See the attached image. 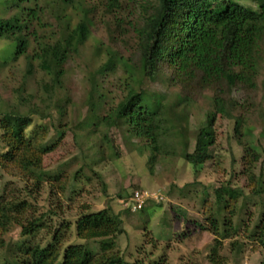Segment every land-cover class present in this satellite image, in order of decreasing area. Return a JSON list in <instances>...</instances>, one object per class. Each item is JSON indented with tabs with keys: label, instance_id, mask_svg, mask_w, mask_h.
<instances>
[{
	"label": "rangeland",
	"instance_id": "1",
	"mask_svg": "<svg viewBox=\"0 0 264 264\" xmlns=\"http://www.w3.org/2000/svg\"><path fill=\"white\" fill-rule=\"evenodd\" d=\"M37 1L38 6L42 7L39 18L44 26L35 28L36 34L44 31L46 36H57L63 24L59 20L57 4H54V0ZM83 2L84 10L89 13V38L77 55L69 54L66 58L57 90L51 92V77L36 71L34 67L31 69L28 58L32 55L34 42H30V48L13 63H0V100L6 104H16L21 112H25L27 106H35L40 112L48 110L54 117L56 113L51 106L56 99L62 98L64 101L59 103L63 116L60 123H64L66 129L57 146L42 157L44 175L39 182L35 181L33 175L27 176L13 166L0 167L2 202H23L18 211L12 213L17 224L6 235L5 243L15 242L20 237L21 226L39 220L33 241L44 246L51 234L59 230L61 242L58 260L63 248L72 244H82L89 251L98 252L99 246L109 244V240L78 239L74 221L81 214L109 208L119 216L123 232L113 240V246L106 255L110 259L120 258L118 264H150L161 258V264H213L207 257L216 239L220 245L215 264H260L264 260V249L248 234L258 219L260 203L264 202V188L259 196L246 199V209L240 214L243 221L228 238L214 236L210 222L211 215L218 219L214 190L220 185L228 182L232 187L241 188L244 194H249L255 188L253 181L260 171L264 180V104L260 103L261 94L258 92L255 99L250 101L245 92L237 93L236 113L240 112V107L247 109L253 103H259L263 110L260 123L257 121L255 125L252 122L259 114V106H255L253 116L250 115L251 109H247L252 118L249 124L255 125L250 141L258 154L257 160L248 164L247 159L241 157V147L236 139L229 136L232 122L215 114L212 123L214 143L210 147L212 160L205 164L198 175L192 173L190 166L180 156L191 147V138L197 131H208L204 117L213 112V96L205 92L194 100L177 103V89H166L165 77L161 74L149 83L147 89L149 93L161 95L166 102L167 113L163 117V124L164 129H168V135L160 141L162 143L153 155L151 168L147 164L150 152L144 142L123 138L113 129L105 131L101 124L92 126L87 139L81 135L82 138L76 137L74 140V134H80L73 132L75 125L91 119L95 124L125 94V83L129 80L124 68L117 65L113 73L98 77L103 81V96H95L92 100L95 106L91 108L85 102L89 90L87 79L106 59L105 48L122 58L133 59L134 30L143 23L153 1L119 0L118 7L109 11L101 8L100 0ZM11 10L4 12L0 7V17L7 18ZM257 35L264 37L263 27L255 26L252 30L254 47L257 46ZM97 44L100 49L95 54L94 46ZM6 45L0 46V50ZM7 54L0 51V62L8 58ZM27 66L31 69L29 74L25 73ZM52 93L53 96L48 98ZM17 95L26 103L18 104L20 100ZM37 120L33 116L31 124L34 125ZM38 124L44 129L46 139L50 137L52 130L49 121L41 119ZM103 132L106 136L102 138ZM245 139L241 137V143ZM100 156L101 160L92 165L91 161ZM248 167L250 175L247 173ZM134 189L159 194L163 201L147 203L142 210L131 212L121 202ZM241 203L242 199H238L236 206ZM224 213L220 212L221 215ZM238 215L236 213L231 218L233 227H236ZM4 249L0 247V262Z\"/></svg>",
	"mask_w": 264,
	"mask_h": 264
},
{
	"label": "trees",
	"instance_id": "2",
	"mask_svg": "<svg viewBox=\"0 0 264 264\" xmlns=\"http://www.w3.org/2000/svg\"><path fill=\"white\" fill-rule=\"evenodd\" d=\"M83 1L54 0L59 20L63 24L60 33L51 37L44 35V31L42 34H36L35 28L41 29L44 26L39 18L42 15V7L38 6L37 0H0V7L4 12L12 8L11 15L7 18L0 17V46L7 44L0 51L8 53V58L0 63H13L30 48V42H34L32 55L28 58L31 69L34 67L36 71L51 77V92L57 90L60 87L58 80L63 75L62 67L66 58L69 54L77 55L89 38V13L84 10ZM118 1L100 0L101 8L108 11L116 9ZM152 1L143 23L134 30L133 59L122 58L113 50L105 48L106 59L87 79L89 90L85 102L91 108L95 106L92 101L95 96H103V81L98 77L113 73L117 65L124 68L129 80L125 83V94L116 105L108 108L95 124L91 119L82 120L75 125L73 132L78 131L80 134H74L73 139L82 138L81 135L87 139L91 135L92 126L101 124L105 131L113 129L123 138L144 142L145 148L150 152L147 164L148 168H151L153 155L158 152L162 143L160 141L168 135V129H164L163 124V117L167 113L166 102L161 95L149 93L147 89L149 83L161 74L165 77L166 89H177V103L194 100L205 92L213 96V112L204 117L208 131H197L191 138V147L184 150L180 156L190 166L192 173L198 175L205 164L212 160L210 147L214 143L212 123L215 114L232 122L230 138L236 139V143L241 147V157L247 159V164L255 162L258 154L250 137L257 121L260 123L262 119L263 110L259 103H253L252 107L247 108L251 109L252 113L250 110L249 112L253 116L255 106H259V114L252 122L255 125H251L249 119L252 121V118L248 110L240 107V112L236 113V106L237 93L242 91L248 94L250 101L254 100L259 92L260 103L264 104V37L257 35V46L252 45L253 28H264V0ZM99 49V44L95 45L94 53ZM31 69L27 66L25 73L29 74ZM52 96L53 93L49 94L48 98ZM17 97L20 100L18 104L25 102L20 95ZM61 101L64 100L56 99L55 104L51 106L56 113V116L51 117L48 110L40 112L35 106H27L26 111L21 112L16 104L10 105L0 100V167L13 166L27 176L33 175L36 182L42 179V157L57 146L66 131L64 123H60L63 118L59 106ZM33 116L49 121L52 130L50 137L46 139L44 129L38 124L39 120L34 125L31 124ZM104 136L106 133L103 132L102 138ZM241 137L247 139L241 143ZM262 151L264 154V149ZM100 160L101 156L91 161V164ZM247 169L250 175V167ZM253 182L255 188L249 194H244L241 188L232 187L228 182L214 190L218 214V219L211 215L210 226L214 236L216 234L225 239L236 232V228L243 221L240 214L246 209V199L259 196L264 188L261 171ZM238 199H242L240 206H236ZM22 203H5L0 198V247H5L0 264H47L56 261L58 264L121 262L120 258L110 259L106 255L113 246V240L123 232L119 216L113 214L109 208L81 214L74 221L75 236L78 239L109 240V244L99 246L98 252L89 251L82 244H72L63 248L58 260L61 242L59 230L51 234L44 246L33 241L39 220L21 226L20 237L15 242L5 243L6 235L17 224L12 213L17 212ZM147 203L153 202L147 201L145 205ZM259 210L258 219L248 236L264 249V202L260 203ZM221 211L225 213L221 215ZM236 213L239 215L236 227H233L231 218ZM219 245L220 241L216 239L209 250L207 258L213 264L218 260ZM161 262L162 258L150 264ZM260 264H264V260Z\"/></svg>",
	"mask_w": 264,
	"mask_h": 264
},
{
	"label": "built area",
	"instance_id": "3",
	"mask_svg": "<svg viewBox=\"0 0 264 264\" xmlns=\"http://www.w3.org/2000/svg\"><path fill=\"white\" fill-rule=\"evenodd\" d=\"M162 200V196L154 192L149 193L145 190L134 189L130 192L126 200L124 202H121V204L124 208H128L129 211L133 212L140 210L147 201L159 203Z\"/></svg>",
	"mask_w": 264,
	"mask_h": 264
}]
</instances>
